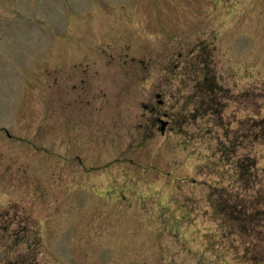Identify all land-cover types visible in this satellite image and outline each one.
<instances>
[{
	"label": "rangeland",
	"instance_id": "374dc122",
	"mask_svg": "<svg viewBox=\"0 0 264 264\" xmlns=\"http://www.w3.org/2000/svg\"><path fill=\"white\" fill-rule=\"evenodd\" d=\"M0 264H264V0H0Z\"/></svg>",
	"mask_w": 264,
	"mask_h": 264
},
{
	"label": "water",
	"instance_id": "95a60500",
	"mask_svg": "<svg viewBox=\"0 0 264 264\" xmlns=\"http://www.w3.org/2000/svg\"><path fill=\"white\" fill-rule=\"evenodd\" d=\"M166 124H167V120H162V130H164L165 129V127H166Z\"/></svg>",
	"mask_w": 264,
	"mask_h": 264
}]
</instances>
